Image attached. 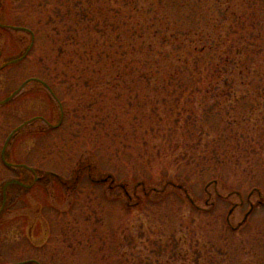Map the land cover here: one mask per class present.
<instances>
[{"label":"rangeland","instance_id":"rangeland-1","mask_svg":"<svg viewBox=\"0 0 264 264\" xmlns=\"http://www.w3.org/2000/svg\"><path fill=\"white\" fill-rule=\"evenodd\" d=\"M166 14L264 71V0H0V264H264V105L142 80Z\"/></svg>","mask_w":264,"mask_h":264},{"label":"trees","instance_id":"trees-1","mask_svg":"<svg viewBox=\"0 0 264 264\" xmlns=\"http://www.w3.org/2000/svg\"><path fill=\"white\" fill-rule=\"evenodd\" d=\"M216 21L206 27L199 24L187 31L176 29L169 32V26L172 24L168 15L156 18L151 33L147 35L150 42L145 44V49L158 55L159 61L144 59L140 62V78L153 89L173 88L174 93H179L175 101L180 105H186L188 102L192 105L188 99L197 95L202 97L200 105H207L206 101L213 99L214 105H264V86L261 84L264 81V71L253 74L258 68L244 59L252 46L251 40L241 38L238 46L223 41L218 37ZM168 46L172 49L166 52L165 48ZM211 53L216 57L206 63ZM169 58L171 59L168 60ZM164 61L171 62L158 76L161 70L158 67L160 68ZM112 63L113 78H120V62L113 60ZM169 69L173 70L169 72ZM132 73L131 68L129 75ZM118 80L114 86L119 85ZM188 120L192 121V117L189 116ZM215 159L220 162L219 156Z\"/></svg>","mask_w":264,"mask_h":264},{"label":"water","instance_id":"water-1","mask_svg":"<svg viewBox=\"0 0 264 264\" xmlns=\"http://www.w3.org/2000/svg\"><path fill=\"white\" fill-rule=\"evenodd\" d=\"M21 59H22V58H20V59H18V60H21ZM27 82H29V81H27ZM17 93H18V91H16L11 97L7 98V99L4 101V103L10 101L14 96L17 95ZM11 184H18V185L25 186L22 182H20L19 180H16V179H12V180L8 181V182L6 183V185H5V187H4V197H6V195H7V193H6V189H7V187H8L9 185H11ZM5 200H6V199H5Z\"/></svg>","mask_w":264,"mask_h":264},{"label":"flooded vegetation","instance_id":"flooded-vegetation-1","mask_svg":"<svg viewBox=\"0 0 264 264\" xmlns=\"http://www.w3.org/2000/svg\"><path fill=\"white\" fill-rule=\"evenodd\" d=\"M3 26V25H2ZM1 26V24H0V27H2ZM14 28H17V29H19V30H22V31H24V32H28V33H30V31L28 30V29H26V28H23V29H20V28H18V27H14ZM31 34V33H30ZM31 35H33V34H31ZM32 42H33V40H32ZM33 44V43H32ZM2 57H3V51L2 50H0V60L2 59ZM8 58H10V57H8ZM7 59V58H6ZM12 60L11 59H8L7 61H6V64L4 65V67H7V66H9V62H11ZM0 69H1V66H0Z\"/></svg>","mask_w":264,"mask_h":264}]
</instances>
